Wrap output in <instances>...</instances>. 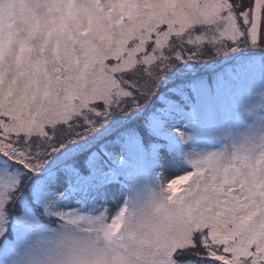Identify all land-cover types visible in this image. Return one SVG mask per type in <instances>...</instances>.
<instances>
[{
  "label": "snow or ice",
  "instance_id": "1",
  "mask_svg": "<svg viewBox=\"0 0 264 264\" xmlns=\"http://www.w3.org/2000/svg\"><path fill=\"white\" fill-rule=\"evenodd\" d=\"M0 264H264V0H0Z\"/></svg>",
  "mask_w": 264,
  "mask_h": 264
}]
</instances>
